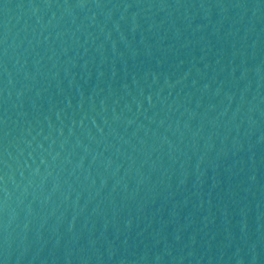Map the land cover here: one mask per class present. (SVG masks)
I'll use <instances>...</instances> for the list:
<instances>
[{
  "label": "water",
  "instance_id": "1",
  "mask_svg": "<svg viewBox=\"0 0 264 264\" xmlns=\"http://www.w3.org/2000/svg\"><path fill=\"white\" fill-rule=\"evenodd\" d=\"M0 264H264V0H0Z\"/></svg>",
  "mask_w": 264,
  "mask_h": 264
}]
</instances>
